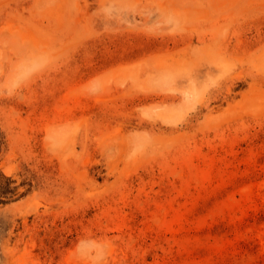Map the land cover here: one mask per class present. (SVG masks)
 I'll list each match as a JSON object with an SVG mask.
<instances>
[{"label": "rangeland", "instance_id": "1", "mask_svg": "<svg viewBox=\"0 0 264 264\" xmlns=\"http://www.w3.org/2000/svg\"><path fill=\"white\" fill-rule=\"evenodd\" d=\"M0 264H264V0H0Z\"/></svg>", "mask_w": 264, "mask_h": 264}, {"label": "trees", "instance_id": "2", "mask_svg": "<svg viewBox=\"0 0 264 264\" xmlns=\"http://www.w3.org/2000/svg\"><path fill=\"white\" fill-rule=\"evenodd\" d=\"M14 181L0 171V204H5L25 197L31 192L27 189L25 192L19 191V186H13Z\"/></svg>", "mask_w": 264, "mask_h": 264}]
</instances>
